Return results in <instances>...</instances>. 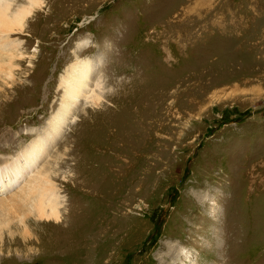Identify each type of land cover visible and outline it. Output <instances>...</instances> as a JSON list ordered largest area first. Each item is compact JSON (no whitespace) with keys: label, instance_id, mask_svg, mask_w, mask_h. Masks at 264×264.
<instances>
[{"label":"rangeland","instance_id":"1","mask_svg":"<svg viewBox=\"0 0 264 264\" xmlns=\"http://www.w3.org/2000/svg\"><path fill=\"white\" fill-rule=\"evenodd\" d=\"M45 1L11 35L0 165L44 133L77 55L104 99L80 96L43 159L62 221L9 220L0 264L173 263L170 241L181 264H264V0Z\"/></svg>","mask_w":264,"mask_h":264},{"label":"bare ground","instance_id":"2","mask_svg":"<svg viewBox=\"0 0 264 264\" xmlns=\"http://www.w3.org/2000/svg\"><path fill=\"white\" fill-rule=\"evenodd\" d=\"M45 4V0H0V80H3L5 84H8V81L14 82L16 75L14 71L19 69L17 67L26 55L22 41L11 35L16 31H24L28 23L26 18L35 10L42 9ZM49 9L51 11V8ZM90 62L79 55L70 62L60 83L65 87L63 100L59 110L52 115L51 119L49 118L50 121L44 133L39 131L41 133L38 132L37 136L23 146L17 155L9 157L4 165H0V231L3 227H10L8 222L14 218L24 221L28 216H33L40 220H51L57 224L62 221L65 199L61 196L60 187L53 180L58 176L55 171L58 162L52 165L53 169L50 163H47L48 161L46 164L42 162L45 161L43 159H46L54 142L59 140L61 132L63 135L64 128L76 119L73 109L78 105L79 97L84 96L98 106L104 99L103 95L97 91L102 86V80L100 76L95 79V71L93 72L89 66ZM94 80L97 81L94 86L98 87L97 90L91 88ZM87 93H90V96H87ZM24 227L27 228L28 225L25 224ZM71 233L73 231H69L68 235ZM167 244H171L170 247L165 245L167 256L174 261L166 263L162 259L164 264H181L179 263L181 257L190 258L189 255L184 254V249L179 247L178 243L170 241ZM57 262L60 263V260L53 258V263Z\"/></svg>","mask_w":264,"mask_h":264}]
</instances>
